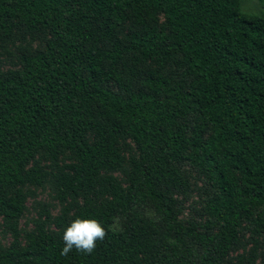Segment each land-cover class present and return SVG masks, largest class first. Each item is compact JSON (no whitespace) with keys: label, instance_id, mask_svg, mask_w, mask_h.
<instances>
[{"label":"trees","instance_id":"16d2710c","mask_svg":"<svg viewBox=\"0 0 264 264\" xmlns=\"http://www.w3.org/2000/svg\"><path fill=\"white\" fill-rule=\"evenodd\" d=\"M242 11L0 0V49L27 44L18 69L0 68V264H264V17ZM197 181L207 218L184 221ZM46 184L61 216L44 205L25 232ZM78 217L107 235L61 255Z\"/></svg>","mask_w":264,"mask_h":264},{"label":"rangeland","instance_id":"374dc122","mask_svg":"<svg viewBox=\"0 0 264 264\" xmlns=\"http://www.w3.org/2000/svg\"><path fill=\"white\" fill-rule=\"evenodd\" d=\"M242 12L248 15H259L264 17V0H242ZM26 43L22 41H16L15 44H6L5 49H0V68L3 70H13L20 67L19 57L26 48ZM38 43H35L36 47ZM68 162L67 159L64 160ZM41 164L45 167L49 165V162L41 160ZM188 172L190 169L187 168ZM119 178H122V174H116ZM195 179H199L195 176ZM36 190L32 197H29L27 201V210L20 222V229L29 232L34 228V222L40 218L45 219L43 206L49 207V213L52 219H57L61 216L62 206L56 197V193L51 184H46L44 188H31ZM192 191L187 197V202L185 203V212L182 216L184 221L195 220L204 221L206 216L201 217V211L204 206V199L206 197L204 192V183L202 181L195 182ZM183 199V196L180 197ZM197 210V212H196ZM264 236V234H263ZM246 237L249 238L250 234L247 233ZM12 242V236L9 232L7 226L4 222H0V246L8 247ZM261 242L264 243V238H261ZM242 252V251H240Z\"/></svg>","mask_w":264,"mask_h":264},{"label":"clouds","instance_id":"9594fccd","mask_svg":"<svg viewBox=\"0 0 264 264\" xmlns=\"http://www.w3.org/2000/svg\"><path fill=\"white\" fill-rule=\"evenodd\" d=\"M107 231L95 218H76L63 232L64 247L61 255H67L73 248L78 252L91 254L97 241H103Z\"/></svg>","mask_w":264,"mask_h":264}]
</instances>
